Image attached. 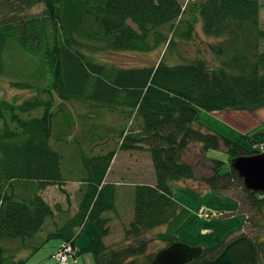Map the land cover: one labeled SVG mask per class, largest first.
Instances as JSON below:
<instances>
[{
    "label": "trees",
    "instance_id": "16d2710c",
    "mask_svg": "<svg viewBox=\"0 0 264 264\" xmlns=\"http://www.w3.org/2000/svg\"><path fill=\"white\" fill-rule=\"evenodd\" d=\"M37 5L39 12L25 14ZM260 8L264 0H196L184 6L178 0H0V78L11 74V86L32 92L19 102L0 98V264L6 257L25 264L19 253L33 252L51 238L70 243L75 257L90 252L95 264H151L154 253H146L144 234L177 215L179 205L171 193L175 180L197 181L233 197L234 189H240L238 211L245 214L244 223L256 226L264 216V192L246 190L231 164L222 171L220 160L211 159L208 173L197 175L182 155L194 142L203 151L223 146L229 161L258 153L254 147L264 141V131L244 134L252 145L246 149L203 130L195 115L197 109L254 113L264 107ZM197 18L206 36L220 38L209 44L216 64L199 56L168 64L161 56L150 66L124 67L95 57L102 51L148 52L161 45L165 52L174 35L191 38ZM6 52L13 54V63L6 62ZM73 102L127 119L115 146L149 153L154 183L134 186L133 217L123 229L122 246L103 241L109 233L104 214L115 211V186L104 182L115 148L80 155L85 187L76 212L44 238L39 235L54 213L41 191L63 182L62 154L50 141L63 139L57 129L71 122L66 104ZM85 221L93 222L96 232L76 249L74 229ZM249 239L255 264H264V241ZM173 241L179 240L166 245ZM225 243L204 246L202 256L214 258ZM198 262L193 258L186 264Z\"/></svg>",
    "mask_w": 264,
    "mask_h": 264
},
{
    "label": "rangeland",
    "instance_id": "374dc122",
    "mask_svg": "<svg viewBox=\"0 0 264 264\" xmlns=\"http://www.w3.org/2000/svg\"><path fill=\"white\" fill-rule=\"evenodd\" d=\"M178 1L184 6L186 3L196 0ZM40 10L41 5H37L26 10L25 14H35ZM184 17H187V14L183 15ZM259 22L260 26L264 27V8H260ZM177 28L180 30L182 25L180 24ZM162 30L164 33H167L168 27L164 26ZM173 39L175 41L166 48L165 52V47L161 45L148 52L102 51L95 54V57L97 60L124 67L150 66L161 56H163V60L168 64L192 59L196 56L203 57L211 65L216 64L209 50V44L219 41L220 38L206 36L201 29L199 18L194 23V32L190 39L183 40L177 34L174 35ZM7 53H5L6 62L8 61L9 64L10 62L13 63L15 61H11L13 54L11 53L9 55ZM25 71L28 72V69ZM12 76L11 74H7L0 78V98L19 102L29 97L32 94L30 90L11 86L9 82L14 80V76ZM18 77L19 79H25L23 75H18ZM39 110L37 109L33 113L38 114ZM250 114L246 111L238 110L207 112L202 109H197L195 118L196 124L201 126L203 130L209 129L212 132L234 140L246 149H250L252 145L243 134L251 135L259 131H264V109L258 112V117L251 118ZM101 119L104 123L115 124L116 128H120L119 125L121 122L124 125V127L122 126L124 129L125 126L127 127L129 125L127 119H121L116 114L110 115L104 109ZM133 125L134 119H131L129 127ZM72 127L73 123H70L69 129L71 128V130L69 134H72ZM57 130H60V128ZM57 130L54 129V131ZM50 143L54 148L60 146L63 150L64 145H58V142L55 143L54 139H51ZM68 155L69 159H66L65 163L69 162V160L73 161V158L70 157L73 153L69 152ZM182 156L184 160L195 165L197 175L208 173L207 167L211 159L223 162L222 171H226L230 167L229 156L223 146L218 149H207L204 155L200 157L196 155L193 149L188 150ZM124 161H127L126 157ZM70 187L72 186L70 185ZM49 189L47 194L51 195L54 199L58 198V193L55 192L56 187ZM120 192V195L116 196V210L119 209L120 217L117 221L121 225H114L115 222H113L111 233L107 238L103 239L107 245H124L122 241V224H125L124 226L126 227L133 217V186H124L120 188ZM233 192L235 197L242 195L240 189H234ZM171 193L179 205L177 215L171 222L155 227L144 234V238L148 239L147 254L157 252L158 249L163 248L172 239L183 241L188 245L197 243L202 248L204 246L215 247L220 243L227 242L242 234L255 241H264V216L259 219L254 227L244 223L245 214L238 211V202L235 197L230 195L231 192H214L193 180H175L171 182ZM52 194L54 195L52 196ZM72 197L70 196L71 202ZM56 220L58 219L56 218ZM85 224L86 226L84 228H77V232L80 231L76 237L77 246L86 245L96 232V227L93 222L87 221ZM50 225L51 221H48L46 228ZM46 228L44 224L42 232L39 234L41 238L48 233V231H45ZM56 241V238L48 239L37 250L33 252L24 250L19 253L18 257L26 259L25 264H59L51 256L55 250ZM130 243V241L126 242V244ZM14 261L15 258L6 257L3 264H14ZM262 262L264 263V260ZM84 263L95 264L93 255L90 252H81L76 261L71 260L67 264Z\"/></svg>",
    "mask_w": 264,
    "mask_h": 264
},
{
    "label": "crops",
    "instance_id": "0c3cea01",
    "mask_svg": "<svg viewBox=\"0 0 264 264\" xmlns=\"http://www.w3.org/2000/svg\"><path fill=\"white\" fill-rule=\"evenodd\" d=\"M66 105L69 110L68 113L71 115V122L69 120L67 125L63 123L62 127L64 126L66 128L60 129V134L63 136V139L58 141V145L63 144V150L60 146L57 148L55 147L62 154L61 173L63 182L60 187L54 184L47 185L41 191L43 199L51 207H54L53 216L45 222V228L48 221H51V225L46 228L45 231H51L55 225L66 221V219L72 216L77 210L78 201L80 200L85 187V183L83 181V169L79 159L80 155L82 153L105 152L109 149L115 148L114 155L104 176V182L112 183L115 186V211H110L104 214L105 217L109 218V233L104 237L107 238V236L111 233L113 222H115L114 225H121L120 222L117 221L120 217V212L119 209L116 210V196L120 195V188H123L124 186H133L134 188L136 184L154 183L151 159L149 153L145 149L122 150L115 146L117 131L119 128H116L115 124L102 122L101 116L103 109L94 107L89 110L84 104L81 105L76 102ZM262 109H264V107L256 110L254 113H251L250 117H258V112ZM107 112L110 113V115L115 114L112 111L107 110ZM85 115H89L90 118H87ZM120 118L123 119L122 116H120ZM70 123H73L72 134H69L71 130V128L69 129ZM119 126L122 128V122ZM73 135H75L74 138ZM56 142L57 141H55V143ZM66 149H68L70 153H73V155L70 156L73 158V161L69 160L67 163L65 162L66 159H69V152L66 151ZM190 149L195 150L196 155L199 157L203 156L205 152L201 149V145L195 142L189 144L184 153L188 152ZM125 157L127 161H124ZM70 185L72 187H70ZM51 187H56L55 192L58 193V198L54 199L51 195L47 194L48 189ZM53 195L54 194H52V196ZM70 196L72 197V202L70 201ZM56 218L58 220H56ZM86 222L87 221H85L82 226L78 228H84L86 226ZM124 225L125 224H122V230L125 227ZM74 231L75 234H77V237L80 231L77 232V228H75ZM58 242V240L55 242L56 244L54 249L59 244ZM74 246L76 249H80L85 245L77 246L75 238ZM78 255L79 254H77L72 261H76Z\"/></svg>",
    "mask_w": 264,
    "mask_h": 264
},
{
    "label": "water",
    "instance_id": "95a60500",
    "mask_svg": "<svg viewBox=\"0 0 264 264\" xmlns=\"http://www.w3.org/2000/svg\"><path fill=\"white\" fill-rule=\"evenodd\" d=\"M230 164L246 190L264 192V152L238 156ZM201 249L199 245L173 241L154 254L151 264H186L198 257ZM255 254L252 241L239 235L227 241L213 259H203L198 264H254Z\"/></svg>",
    "mask_w": 264,
    "mask_h": 264
},
{
    "label": "built area",
    "instance_id": "2783aa9c",
    "mask_svg": "<svg viewBox=\"0 0 264 264\" xmlns=\"http://www.w3.org/2000/svg\"><path fill=\"white\" fill-rule=\"evenodd\" d=\"M254 149L257 152H264V141L257 144ZM75 250L70 243L60 242L52 253V258L59 264H67L69 261L74 260Z\"/></svg>",
    "mask_w": 264,
    "mask_h": 264
},
{
    "label": "flooded vegetation",
    "instance_id": "af4514ba",
    "mask_svg": "<svg viewBox=\"0 0 264 264\" xmlns=\"http://www.w3.org/2000/svg\"><path fill=\"white\" fill-rule=\"evenodd\" d=\"M242 235H243V234H242ZM245 236H246V235H245ZM165 246H167V245H165ZM165 246H164V247H165ZM190 246H192V245H190ZM194 246H195V245H194ZM160 249H161V248H160ZM158 250H159V249H158ZM202 251H203V248L201 249V253H200V255H199L198 257H195V258H199V262H200L201 260H203V259H213V258H206V257H203V256H202ZM255 251H256V250H255ZM155 253H156V252H155ZM155 253H154V254H155ZM192 259H193V258H192ZM199 262H198V263H199ZM254 264H255V260H254Z\"/></svg>",
    "mask_w": 264,
    "mask_h": 264
}]
</instances>
